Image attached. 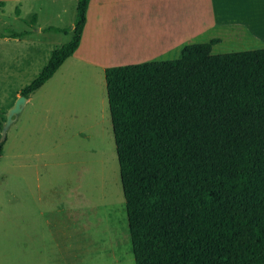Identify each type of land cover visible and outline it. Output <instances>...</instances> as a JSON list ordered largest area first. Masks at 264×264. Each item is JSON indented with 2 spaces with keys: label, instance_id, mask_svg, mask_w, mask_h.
<instances>
[{
  "label": "trees",
  "instance_id": "obj_1",
  "mask_svg": "<svg viewBox=\"0 0 264 264\" xmlns=\"http://www.w3.org/2000/svg\"><path fill=\"white\" fill-rule=\"evenodd\" d=\"M89 1L20 95L76 51ZM219 42L104 70L135 264H264V48Z\"/></svg>",
  "mask_w": 264,
  "mask_h": 264
},
{
  "label": "crops",
  "instance_id": "obj_2",
  "mask_svg": "<svg viewBox=\"0 0 264 264\" xmlns=\"http://www.w3.org/2000/svg\"><path fill=\"white\" fill-rule=\"evenodd\" d=\"M34 15L37 23L30 28L34 32L24 33L34 44L27 45L20 54H11L4 73L6 78H0L3 111L2 107L9 109L20 90L39 74L51 52L62 45L50 50L42 67L24 83L28 79L26 73L38 68L44 59L46 46L55 42L58 32L65 30V27L39 23L40 19ZM74 19L68 25L71 36ZM50 32L55 34L52 38ZM13 34L5 39L9 40ZM213 38L220 40L212 47L213 54L217 53L213 50L218 46L225 48L218 53L264 48V0H90L78 48L32 94L53 82L70 59L84 71L99 76L106 93L105 68L174 59L183 46ZM31 95L25 103L30 104L26 117L14 118L0 152L1 160L3 152L13 144L11 150L15 151L6 153V165L0 166V264H135L134 258L131 259L130 238L111 244V232L104 226L106 219L100 211L95 215L93 203L85 201V194L81 195L83 202L80 203L77 199L64 205L53 202L52 195L39 193L36 163L34 182L10 164L23 155L20 152H25L24 134L38 127L40 107Z\"/></svg>",
  "mask_w": 264,
  "mask_h": 264
},
{
  "label": "rangeland",
  "instance_id": "obj_3",
  "mask_svg": "<svg viewBox=\"0 0 264 264\" xmlns=\"http://www.w3.org/2000/svg\"><path fill=\"white\" fill-rule=\"evenodd\" d=\"M75 7L76 0H0V78H6L4 73L10 55L20 54L27 45L34 44L28 36L34 32L31 29L37 23V19L32 17L34 14L40 19L39 23L65 27V30L58 32L55 42L46 46L44 59L34 69L36 71L26 73L28 79L24 83L42 67L50 50L70 39L68 25L75 17ZM10 33L15 37L5 39ZM51 35H55L54 32H50V38ZM224 49L218 46L213 51L220 54L218 52ZM43 89L32 94L41 112L40 119L36 120H39L38 127L24 134L22 148L25 152H20L23 155L11 160L10 164L33 181L36 163L42 196L52 195L53 202L64 205L76 199L77 203L83 202L81 195L85 194V201L93 203L95 215L100 211L106 219L104 226L111 232V244L129 239L103 81L70 59L60 68L56 79ZM29 106V103L25 104L14 118L26 117ZM2 108L5 112L8 110V107ZM2 125L0 117V128ZM12 148L11 143L3 152L0 166L6 165V153L15 151ZM22 164L26 165L25 168ZM84 204L81 203L82 206ZM128 244L130 251V241Z\"/></svg>",
  "mask_w": 264,
  "mask_h": 264
},
{
  "label": "water",
  "instance_id": "obj_4",
  "mask_svg": "<svg viewBox=\"0 0 264 264\" xmlns=\"http://www.w3.org/2000/svg\"><path fill=\"white\" fill-rule=\"evenodd\" d=\"M27 98L23 95H19L14 101L13 105L5 113V121L3 122L0 140L6 137V133L10 125L13 123L14 117L17 116L23 109Z\"/></svg>",
  "mask_w": 264,
  "mask_h": 264
}]
</instances>
